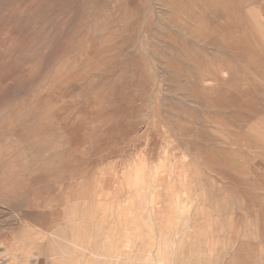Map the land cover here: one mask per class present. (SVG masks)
<instances>
[{
  "label": "rangeland",
  "instance_id": "1",
  "mask_svg": "<svg viewBox=\"0 0 264 264\" xmlns=\"http://www.w3.org/2000/svg\"><path fill=\"white\" fill-rule=\"evenodd\" d=\"M0 264H264V0H0Z\"/></svg>",
  "mask_w": 264,
  "mask_h": 264
}]
</instances>
